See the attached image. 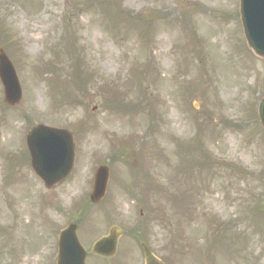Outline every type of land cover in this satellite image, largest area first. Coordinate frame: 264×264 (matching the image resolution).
Instances as JSON below:
<instances>
[{
  "label": "rangeland",
  "instance_id": "rangeland-1",
  "mask_svg": "<svg viewBox=\"0 0 264 264\" xmlns=\"http://www.w3.org/2000/svg\"><path fill=\"white\" fill-rule=\"evenodd\" d=\"M118 1L113 18L98 1L0 0V47L23 90L6 107L0 82V264H56L70 223L89 253L123 231L114 258L86 264H144L141 243L166 264H264V61L238 0ZM39 124L76 140L74 171L52 191L26 146ZM101 165L109 191L92 205Z\"/></svg>",
  "mask_w": 264,
  "mask_h": 264
},
{
  "label": "water",
  "instance_id": "water-1",
  "mask_svg": "<svg viewBox=\"0 0 264 264\" xmlns=\"http://www.w3.org/2000/svg\"><path fill=\"white\" fill-rule=\"evenodd\" d=\"M240 16L248 48L254 55L264 59V0H240ZM0 80L4 89V101L8 106L20 105L22 89L16 70L3 48H0ZM258 116L264 128V98L258 108ZM32 163L36 173L44 180L48 189L64 182L74 167V139L70 132L46 126H38L27 137ZM110 171L100 167L95 175L91 201L96 204L106 196ZM122 233L116 227L109 236L98 241L93 254L113 257ZM146 264H163L150 249L143 245ZM87 252L77 237V226L70 225L59 240L58 264H85Z\"/></svg>",
  "mask_w": 264,
  "mask_h": 264
},
{
  "label": "trees",
  "instance_id": "trees-1",
  "mask_svg": "<svg viewBox=\"0 0 264 264\" xmlns=\"http://www.w3.org/2000/svg\"><path fill=\"white\" fill-rule=\"evenodd\" d=\"M95 1H98V4H99V7H101L102 9H103V11H104V13H105V15L107 16V14H108V16H111V17H113L114 16V11H116V10H114V8H115V4H117V5H119V1H118V3H117V0H85V3H86V5H88V6H93L94 4V2ZM95 6V5H94ZM118 7V6H117ZM108 9H111V12H107V10ZM114 18V17H113ZM113 18H111L112 20H113ZM69 32V31H68ZM65 36H66V32H65ZM75 36V41H76V34L74 35ZM76 43H77V41L74 43V44H72V48H71V50H73L74 52H75V46H76ZM75 55V54H74Z\"/></svg>",
  "mask_w": 264,
  "mask_h": 264
}]
</instances>
